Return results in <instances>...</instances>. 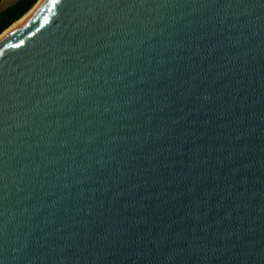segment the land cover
Wrapping results in <instances>:
<instances>
[{
	"label": "water",
	"instance_id": "95a60500",
	"mask_svg": "<svg viewBox=\"0 0 264 264\" xmlns=\"http://www.w3.org/2000/svg\"><path fill=\"white\" fill-rule=\"evenodd\" d=\"M34 7L0 35V264H264V0Z\"/></svg>",
	"mask_w": 264,
	"mask_h": 264
},
{
	"label": "trees",
	"instance_id": "16d2710c",
	"mask_svg": "<svg viewBox=\"0 0 264 264\" xmlns=\"http://www.w3.org/2000/svg\"><path fill=\"white\" fill-rule=\"evenodd\" d=\"M38 1L39 0H18L13 5L0 12V35L27 14Z\"/></svg>",
	"mask_w": 264,
	"mask_h": 264
},
{
	"label": "bare ground",
	"instance_id": "6f19581e",
	"mask_svg": "<svg viewBox=\"0 0 264 264\" xmlns=\"http://www.w3.org/2000/svg\"><path fill=\"white\" fill-rule=\"evenodd\" d=\"M35 8V7H34ZM34 9H31L27 14H25L21 19H19L17 22H15L12 26H10L4 33H8L10 30L17 28L19 25H21L33 12ZM1 35V36H3Z\"/></svg>",
	"mask_w": 264,
	"mask_h": 264
},
{
	"label": "crops",
	"instance_id": "0c3cea01",
	"mask_svg": "<svg viewBox=\"0 0 264 264\" xmlns=\"http://www.w3.org/2000/svg\"><path fill=\"white\" fill-rule=\"evenodd\" d=\"M10 1L11 0H1L0 1V12H2L3 10H5L7 8L6 6L9 5ZM3 7H6V8L3 9Z\"/></svg>",
	"mask_w": 264,
	"mask_h": 264
},
{
	"label": "rangeland",
	"instance_id": "374dc122",
	"mask_svg": "<svg viewBox=\"0 0 264 264\" xmlns=\"http://www.w3.org/2000/svg\"><path fill=\"white\" fill-rule=\"evenodd\" d=\"M16 1H18V0H11L10 3H9V5L6 6V7H9V6L13 5ZM6 7H3V9H5Z\"/></svg>",
	"mask_w": 264,
	"mask_h": 264
}]
</instances>
